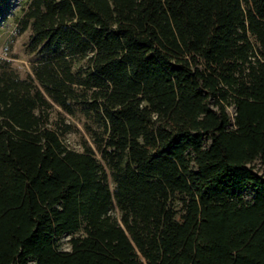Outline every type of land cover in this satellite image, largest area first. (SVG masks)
<instances>
[{
  "label": "trees",
  "instance_id": "obj_1",
  "mask_svg": "<svg viewBox=\"0 0 264 264\" xmlns=\"http://www.w3.org/2000/svg\"><path fill=\"white\" fill-rule=\"evenodd\" d=\"M25 2L38 59L0 72V264H264V0ZM53 105L83 110L100 159Z\"/></svg>",
  "mask_w": 264,
  "mask_h": 264
},
{
  "label": "rangeland",
  "instance_id": "obj_2",
  "mask_svg": "<svg viewBox=\"0 0 264 264\" xmlns=\"http://www.w3.org/2000/svg\"><path fill=\"white\" fill-rule=\"evenodd\" d=\"M26 7L25 0H0V72L3 69L11 70L21 78L31 74L32 64L38 56L26 50L27 43L31 36V30L20 33L18 21ZM230 114L233 110L230 109ZM51 126L58 130L63 142L76 151H83L85 144L90 145L95 152L97 159H100L95 150L90 136V128L95 127L82 109L75 108L72 115L65 113L59 106L53 105L49 112ZM111 187L112 181L109 179ZM246 199H250L249 190L244 192ZM119 217L117 209L114 211ZM71 235H64L57 244L61 250H70L68 240Z\"/></svg>",
  "mask_w": 264,
  "mask_h": 264
}]
</instances>
